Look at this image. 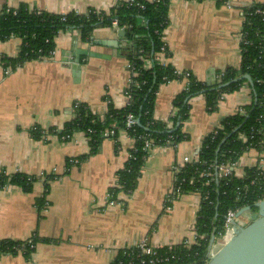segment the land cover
<instances>
[{"label": "crops", "instance_id": "1", "mask_svg": "<svg viewBox=\"0 0 264 264\" xmlns=\"http://www.w3.org/2000/svg\"><path fill=\"white\" fill-rule=\"evenodd\" d=\"M128 0H0L3 6L20 3L52 14L88 9L108 12L117 2ZM264 0H170L168 23L163 41L169 52L165 64L178 72L188 71L207 82L215 71L240 65L243 9ZM116 26L94 28L87 41L77 29L61 31L55 37L50 57L27 61L12 71L0 65V168L7 174L20 172L41 177L32 190L7 184L0 188V243L34 238V248L0 255V264H112L118 252L146 239L150 245H176L192 238L200 196L183 193L170 202L175 166L185 156L195 159L203 138L227 115L251 102L247 84L224 94L209 111L203 95L189 101L188 118L181 124L187 139L176 144L152 146L139 172L135 189L123 192L116 172L123 167L134 140L120 130L116 138H104L91 154L88 138L75 132L62 140L58 132L73 116L75 102L86 104L102 117L107 102L123 106L129 85L128 39L119 37ZM119 44L121 47L113 45ZM20 40L0 41V55L17 54ZM72 48L95 55L81 56L80 75L62 64V56ZM149 66V63L146 64ZM185 78L159 86L153 118L173 124L175 96L185 86ZM39 127L40 137L31 130ZM77 164L66 167L69 159ZM259 165L264 171V143L261 150L244 151L234 168L242 176L247 166ZM52 175L45 193V205L38 208L36 197L44 191V176ZM117 186V187H116ZM115 188L113 204L106 199ZM256 215L255 213H251ZM243 216V215H242ZM243 221L245 225L247 220Z\"/></svg>", "mask_w": 264, "mask_h": 264}, {"label": "trees", "instance_id": "2", "mask_svg": "<svg viewBox=\"0 0 264 264\" xmlns=\"http://www.w3.org/2000/svg\"><path fill=\"white\" fill-rule=\"evenodd\" d=\"M215 1L218 4L226 2ZM169 2L170 0H128L117 2L108 12L90 8L84 14H52L45 10L31 9L24 3L17 7L3 6L0 10V41L16 37L20 40V45L15 56L0 55V65L5 70L12 71L27 61L49 57L55 49L54 39L61 31L77 29L81 40L87 41L96 26H113L114 19L118 22L116 26L124 30V36L129 44L131 42V45L126 47V56L132 81L127 89L133 97L132 102L116 108L109 101L102 117L91 112L86 104L79 102L78 107L73 109L72 118L58 133L62 136L84 132L90 143L88 154H91L97 150L102 139L116 138L119 131L124 129L134 140V145L129 151L131 156L116 172L117 185L125 193L132 192L137 185L139 172L148 154L144 148L146 139L152 141V146L176 144L187 139V135L181 131V123L188 118L190 99L203 95L208 110L213 111L224 94L247 84L251 102L241 106L237 112L225 116L219 125L203 138L197 161L187 164L177 174L179 180L184 179L181 185L182 193L196 192L201 198L194 225L196 240L188 248L179 244L158 249L159 254L175 255L174 258H169L166 264H206L210 238L223 234L227 210L238 211L252 205L250 212L257 215V208L253 207V204L264 196V171L257 165L245 167L244 174L240 177L231 175L212 180L208 184V177L201 175V171L209 165L236 162L250 147L256 150L263 147L264 4L253 3L243 9L239 67L215 71L207 85L196 79L192 73L178 72L173 66L161 63L158 58L164 44L163 32L168 23ZM168 55L165 47L164 57ZM148 62L149 66L146 65ZM245 75L250 77V82L243 78ZM181 78H185L186 82L184 89L173 100L177 111L172 117L173 124L169 127L166 122L153 118L154 97L160 85ZM128 113H133L137 120L131 128H125ZM88 129L91 132H88ZM105 129H113L114 133L104 137ZM41 132L39 127L31 130L36 138L40 137ZM88 154L80 156L77 160L80 162ZM69 166L70 163L66 162V167ZM209 170L214 174L213 168ZM52 177H42L44 191L41 197L35 199L38 208H43L46 203L45 193ZM39 179L41 177L23 175L20 172L7 174L0 168V188L11 184L29 192ZM115 190H109L112 199ZM36 241L34 238L2 241L0 255L18 252L20 248L27 255L34 248ZM131 250L135 251L136 248L120 250L112 264H129L130 260L131 264H141L139 258L129 253ZM142 259L147 258L142 256Z\"/></svg>", "mask_w": 264, "mask_h": 264}, {"label": "built area", "instance_id": "3", "mask_svg": "<svg viewBox=\"0 0 264 264\" xmlns=\"http://www.w3.org/2000/svg\"><path fill=\"white\" fill-rule=\"evenodd\" d=\"M256 12L260 13L261 11L260 10H256ZM112 23H113V26H116V23H118V22H116V20L114 19L112 21ZM165 47H166L165 44H163L161 46V49H160L161 51H160V53L158 55V58H159L160 62L163 63V64H165V62H164V51H165ZM52 53H51V55H52ZM129 67H130V65L128 63V68ZM132 70H133V68H132ZM7 71L8 70H6V72ZM132 72H134V71H132ZM186 75H187V73L185 74V76ZM130 83H132L131 77H130V80H129V85H130ZM129 85L127 86V88L129 87ZM127 88L124 91L123 106L124 105H129L132 102V100H133V97L131 96L130 90H128ZM78 105H79V102H75L74 105H73L74 109L77 108ZM135 118L136 117H135V115L133 113H128L126 115V119H125V128H131V127H133L136 124V119ZM88 132H91V130L88 129ZM82 133H84V132H82ZM113 133H114V130L113 129H105L103 131V136L104 137H109ZM84 135H85V133H84ZM71 137H72V134L71 135L66 134V135L60 136V138L62 140H64V141L71 139ZM242 137L245 138L244 136H242ZM151 147H152V141L149 140V139H146L145 140V143H144V148L147 151H149V149ZM130 156H131V154L129 153L128 154V157H130ZM238 160L236 162H232V163H229V164L209 165L206 169H203L201 171V175L202 176H205V177H208L207 184L210 181H212V180H218L219 178H222V177H227V176L234 175V168H235L236 164L238 163ZM196 161H197V157L195 159H190L189 157L185 156L183 158V165H181V166H175V168H174V172H175L174 182H173V186H172V191L168 195V199L166 200V202H167V205L165 207L166 209H169L170 206L168 204L170 202L174 201L178 195L183 194L182 193L181 185H182V181L184 179H180L179 180L177 178L178 172H180L182 170V168L185 167L187 164H191V163L196 162ZM68 162L70 164H77V163H79V161L77 159H69ZM257 166H258L259 169L262 170V168L259 165H257ZM210 168H213L214 169V174H212V172L209 170ZM106 199L110 202V205H112L114 203L113 202V199L111 198V195H110L109 192L106 195ZM261 199H264V196L260 197L256 202L260 201ZM238 211H236L235 209H228L227 210V212H226V214L224 216V222L225 223H223V234L220 233L217 237L214 238V244H215V242H218L221 239H225L231 233L232 226H233V221L234 220L236 221V218H237L236 217V214H237ZM196 238H197L196 237V231H195V228H193L192 238L190 240L185 239L182 242H180L179 244H182L184 247H187L188 248V247H190L194 243V241L196 240ZM179 244H176V246L179 245ZM171 246H173V245H169L167 247L170 248ZM31 247H33V245H31ZM130 247L136 248L135 251H132L131 250L129 253L132 254L133 256H136L137 258H139L141 264H144L146 262L148 264H166V262H168L169 258H174L175 257V255L169 256V255L159 254L158 249L160 247L150 245L149 242L146 239H143L139 243H137L135 245H132V246H129V247H126V248H130ZM18 251L19 252H22V253L25 252L21 248ZM212 252H213L212 249H208V252H207L208 257H209V255H211ZM142 256H146L147 259H142ZM131 263H132V260L129 261V264H131Z\"/></svg>", "mask_w": 264, "mask_h": 264}, {"label": "water", "instance_id": "4", "mask_svg": "<svg viewBox=\"0 0 264 264\" xmlns=\"http://www.w3.org/2000/svg\"><path fill=\"white\" fill-rule=\"evenodd\" d=\"M117 34L123 38L125 32L120 28L117 30ZM124 43L122 45L125 46L129 41ZM113 46L118 47L119 44ZM72 49L63 54L62 64L72 68V74L78 77L80 75L81 56H93L95 54L86 49ZM243 78L248 82L251 81L248 75ZM206 84L208 85L209 81ZM251 207L252 205L240 209L236 217L250 211ZM253 207L257 208L256 218L246 225H240L234 220L231 233L226 237L225 242L209 255L206 264H264V199L254 202ZM213 245L214 236H211L208 248L212 249Z\"/></svg>", "mask_w": 264, "mask_h": 264}, {"label": "rangeland", "instance_id": "5", "mask_svg": "<svg viewBox=\"0 0 264 264\" xmlns=\"http://www.w3.org/2000/svg\"><path fill=\"white\" fill-rule=\"evenodd\" d=\"M248 211L244 212L243 216H239L236 218V221L239 222L240 224H243V221L246 220V218H249L248 221H252V219L256 218L257 215H252L250 213H247ZM226 239V238H225ZM225 239H221L218 242H215L214 246L212 247V251L214 252L217 250L224 242Z\"/></svg>", "mask_w": 264, "mask_h": 264}]
</instances>
